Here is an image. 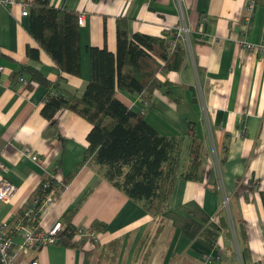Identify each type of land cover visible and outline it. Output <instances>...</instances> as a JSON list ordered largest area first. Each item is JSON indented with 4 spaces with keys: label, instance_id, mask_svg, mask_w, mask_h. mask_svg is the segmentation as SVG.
I'll return each mask as SVG.
<instances>
[{
    "label": "crops",
    "instance_id": "obj_1",
    "mask_svg": "<svg viewBox=\"0 0 264 264\" xmlns=\"http://www.w3.org/2000/svg\"><path fill=\"white\" fill-rule=\"evenodd\" d=\"M25 1L30 9L34 0ZM50 4L86 12L80 24L78 75L57 67L30 32L31 15L22 14L20 3L12 7L0 3L4 66L0 161L8 167L0 168V178L16 185L10 199L0 200V222L13 221L45 176L55 173L62 179L76 168L92 128L88 119L68 108L51 122L42 113L47 85L33 80L26 91L14 73L30 67L54 84L51 93L81 95L91 78L89 48L117 51L119 17L128 19L130 37L135 32L163 36L171 29L189 27L179 69L162 68L164 59L151 52L160 67L157 76L169 82V91L156 88L147 105L139 91L119 90L118 97L134 111L145 110L146 120L160 134L180 139L182 162L190 161L189 129L194 123L205 143V177L178 176L164 211L155 216L108 179L101 167L86 164L46 204L41 225L49 228L58 220L67 221L65 213L77 207L72 225L90 227L99 240L87 249L84 240L73 241L74 246L58 241L29 254L16 252L14 244L16 263L36 258L41 264H111L113 258L112 264H264V56L241 43L245 34L250 41L264 42V0H50ZM168 37L174 40L172 33ZM29 45L39 49V59L28 55ZM27 148L37 160L24 156ZM248 181L252 187L243 191ZM95 220L105 222L106 229H94ZM236 230L243 231L240 239ZM242 248L248 249L245 261Z\"/></svg>",
    "mask_w": 264,
    "mask_h": 264
},
{
    "label": "trees",
    "instance_id": "obj_2",
    "mask_svg": "<svg viewBox=\"0 0 264 264\" xmlns=\"http://www.w3.org/2000/svg\"><path fill=\"white\" fill-rule=\"evenodd\" d=\"M30 7L29 30L34 38L62 71L80 74L79 11L58 8L50 4V0H34ZM171 33L174 40L168 37ZM117 43L116 52L107 47L90 46L91 78L81 95L71 92L51 93L54 84L50 80L36 69L24 68L30 74L27 77L28 88L33 87V80L48 87L42 108L45 117L55 122L57 113L68 108L88 119L92 128L88 133L89 145L85 156L76 168L60 181L55 173L45 176L16 215L34 199L41 203L52 190L58 197L86 164L101 167L108 179L155 216L164 211L178 176L191 180L204 179L205 143L194 123L189 129L190 161L182 162L180 139L160 134L146 120L145 110L134 111L118 97L119 90L139 91L145 103L149 104L156 88L168 90L169 82H163L157 76L160 67L155 64L153 56L156 54L164 59L162 68L179 69L186 53L182 34L171 29L163 36L135 32L130 37L128 19L119 17ZM39 52L38 48L27 47L28 55L35 59L40 58ZM24 70L14 73L13 77L16 79L26 74ZM76 210L77 207L71 208L64 215L70 226H73L71 221ZM92 224L94 229H106L105 222L95 220ZM161 231L160 225L158 236ZM236 235L237 238L243 236V231L236 230ZM59 243L64 246L75 245L68 232L59 238ZM247 250L240 249L243 261L246 260ZM89 252H86V263ZM109 261L112 264L114 259L109 258Z\"/></svg>",
    "mask_w": 264,
    "mask_h": 264
},
{
    "label": "built area",
    "instance_id": "obj_3",
    "mask_svg": "<svg viewBox=\"0 0 264 264\" xmlns=\"http://www.w3.org/2000/svg\"><path fill=\"white\" fill-rule=\"evenodd\" d=\"M0 3L5 6H14L18 3L22 5V14L28 15L30 13L29 5L25 0H0ZM253 3H250L251 7ZM86 19V12L84 10L79 12V23L84 24ZM207 19V18H205ZM246 22V21H245ZM247 24V22H246ZM245 24V25H246ZM182 34L184 41H189L190 29L188 26H183L177 30ZM243 47L247 50L259 53L264 56V42L250 41L246 34L241 39ZM4 68L0 65V70ZM22 85L24 90H28V78L24 75H19L16 78ZM148 103H146L147 105ZM24 156L33 160L38 159V155L32 148L24 149ZM0 168L7 169V165L0 161ZM60 181L59 178H57ZM56 184V182H55ZM252 187L251 182H246L244 189L246 191ZM16 185L6 177L0 178V200L6 201L14 194ZM55 199L54 191H50L45 199L40 203L38 199H34L28 202L22 211L16 215L12 222L9 220H2L0 222V264H17L16 253H13V246L17 244L16 252L29 254L35 247H44L48 244L56 243L59 238L68 232L71 234L72 241L79 242L84 240V248H88L90 245H94L99 238L96 236L94 230L87 226H70L68 222L58 220L49 228H44L41 224V212L46 204L52 202ZM226 199V205H227ZM16 236H21V240L17 242ZM239 254V253H238ZM240 255V254H239ZM241 257V255H240ZM221 258L218 255L217 259ZM222 260V259H220ZM28 264H41L38 259L32 258Z\"/></svg>",
    "mask_w": 264,
    "mask_h": 264
},
{
    "label": "rangeland",
    "instance_id": "obj_4",
    "mask_svg": "<svg viewBox=\"0 0 264 264\" xmlns=\"http://www.w3.org/2000/svg\"><path fill=\"white\" fill-rule=\"evenodd\" d=\"M36 249H37V248H36ZM37 250H40V249L38 248ZM37 250H35V251H37Z\"/></svg>",
    "mask_w": 264,
    "mask_h": 264
}]
</instances>
